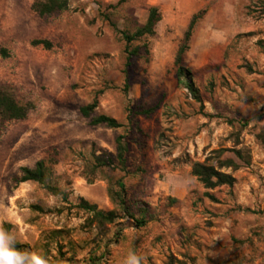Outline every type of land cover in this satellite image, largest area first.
<instances>
[{"label": "rangeland", "instance_id": "374dc122", "mask_svg": "<svg viewBox=\"0 0 264 264\" xmlns=\"http://www.w3.org/2000/svg\"><path fill=\"white\" fill-rule=\"evenodd\" d=\"M34 1L0 0V87L31 107L1 125L0 233L10 223L45 264H264L263 0H68L44 17ZM153 6L154 32L128 43ZM193 18L182 64L201 104L176 75ZM95 99L93 115L123 126L92 125L80 109ZM41 159L64 197L17 183ZM226 159L240 165L220 168L233 185L207 189L192 174L193 161ZM83 200L118 217L101 224Z\"/></svg>", "mask_w": 264, "mask_h": 264}, {"label": "trees", "instance_id": "16d2710c", "mask_svg": "<svg viewBox=\"0 0 264 264\" xmlns=\"http://www.w3.org/2000/svg\"><path fill=\"white\" fill-rule=\"evenodd\" d=\"M126 0H119L117 4H122ZM69 7L68 0H35L33 3V9L41 16L52 15L56 12H61L67 10ZM258 10L260 13L264 14V0L262 1L261 5H259ZM160 20V14L157 7H151L147 22L137 29L133 34H129L123 32L125 40L130 43L133 39H136L144 34H152L154 32V27L156 23ZM195 25V18L191 21V24L185 34V42L180 46L177 56H176V64H177V80L180 85L186 88L192 97L198 103H202V96L198 87H196L192 71L182 64V58L184 53L187 51L189 47V41L192 36L193 28ZM35 45L44 44L45 46L50 45L47 40L44 39H37L34 41ZM137 50L130 51L128 53L127 67L130 66V59ZM98 107V100L95 99L93 102L84 105L81 107V113L85 117H91V124L96 125H105L108 128H120L123 124L115 117L101 113L97 115H93L94 110ZM31 107L29 105L20 104L11 94H9L5 89L0 87V131L1 125H3L7 121L11 120H22L25 119ZM152 109L145 111L146 113L151 112ZM124 135L120 134L116 137L117 143V160L121 167L125 170L126 167V153L128 151L127 146L124 143ZM236 155L238 158H243L242 150H236ZM192 174L195 175L205 186L207 189H213L217 186L221 185H233L235 178L232 174L222 171L220 168L227 167L238 169L240 165L236 163L233 159H226L220 162V167H216L212 164H209L207 161L200 162V161H193L192 162ZM22 175L16 180L17 183L27 182V181H34L38 182L41 185L46 186L52 193L58 195L61 194L63 197L65 193L57 186L50 185L49 179L51 177V168L49 167L47 161L45 159L38 160L34 167L23 166L21 168ZM120 186L121 193L117 194V197L113 194L112 198L115 200L118 198L120 204L122 206L125 205V199L123 197V193L125 191V185L122 181L118 182ZM208 196L209 193H206ZM83 208L92 212L93 217L96 221L102 223H113L115 219L118 217L115 210L111 211H104L97 207L95 204H89L87 201H82ZM140 226L145 224L144 219H138L136 221ZM11 224L4 223L3 230L5 234H8L12 237L10 232ZM14 241L15 248L22 252V245L21 243ZM27 259V258H26Z\"/></svg>", "mask_w": 264, "mask_h": 264}, {"label": "clouds", "instance_id": "9594fccd", "mask_svg": "<svg viewBox=\"0 0 264 264\" xmlns=\"http://www.w3.org/2000/svg\"><path fill=\"white\" fill-rule=\"evenodd\" d=\"M0 264H45V261L36 255L18 251L14 246L13 238L8 234L0 233Z\"/></svg>", "mask_w": 264, "mask_h": 264}, {"label": "crops", "instance_id": "0c3cea01", "mask_svg": "<svg viewBox=\"0 0 264 264\" xmlns=\"http://www.w3.org/2000/svg\"><path fill=\"white\" fill-rule=\"evenodd\" d=\"M32 167H34V166H32ZM21 175H22V173H21ZM21 175H20V176H21ZM27 182H29V181H27ZM21 183H25V182H21Z\"/></svg>", "mask_w": 264, "mask_h": 264}]
</instances>
